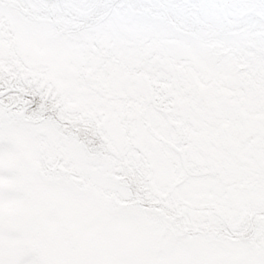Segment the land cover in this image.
<instances>
[{
    "label": "rangeland",
    "instance_id": "rangeland-1",
    "mask_svg": "<svg viewBox=\"0 0 264 264\" xmlns=\"http://www.w3.org/2000/svg\"><path fill=\"white\" fill-rule=\"evenodd\" d=\"M109 2L0 0V264H264V4Z\"/></svg>",
    "mask_w": 264,
    "mask_h": 264
},
{
    "label": "trees",
    "instance_id": "trees-1",
    "mask_svg": "<svg viewBox=\"0 0 264 264\" xmlns=\"http://www.w3.org/2000/svg\"><path fill=\"white\" fill-rule=\"evenodd\" d=\"M227 0H218V2L220 3H225ZM238 1V3L241 4V6L244 8L247 5L253 3V2H261L264 4V0H236ZM201 5V4H200ZM200 5H195L197 8L200 6ZM102 6L101 8H98V11L100 14H102L104 11H107L108 9L110 10L112 4L109 2V0H99V7ZM253 6V9L257 8V11L258 10H261V7H257L255 4L252 5ZM115 7V6H114ZM102 11V12H101ZM234 14H237V12H233ZM229 20L232 21V23L236 24L235 20L232 19L231 17H229ZM7 69V67L1 65L0 67V83L2 82V80L6 79L5 78V74H4V70ZM7 73V71H6ZM11 77L14 78V79H18V77H15L14 74L11 73ZM11 80V79H10ZM15 86H16V83H15ZM25 87V85L19 81V84L17 87ZM30 89L29 92L30 94L32 95V97L35 99L34 103V107L32 108V111L34 114L36 115H39V116H44V115H49L50 117L49 118H55L61 125H64L67 123L66 120H64L63 116H61V112H60V109L51 101L49 100L47 97H44L43 96V91L44 89L41 88L39 89L38 87H29ZM93 120V119H91ZM86 121V126L90 127L91 130H96L98 132V136L96 135L94 138L97 139L98 142L100 141H106L107 143L110 144V142L108 141L109 138L106 136V134L104 133V131L100 128V124L96 121ZM84 132V131H83ZM83 135H86V134H83ZM87 136V135H86ZM89 137V136H87ZM104 149L103 150V153L105 155L108 154L109 152V148L104 145ZM125 174H133L131 172L129 173H125ZM134 184L135 185H138V179L136 178V180L134 181ZM161 207L164 209L165 213L176 218V220H178L179 223H184L186 224V221L184 219V217L182 215H180L178 213V205H179V202L173 200L171 197H166L164 198L163 200H161Z\"/></svg>",
    "mask_w": 264,
    "mask_h": 264
}]
</instances>
